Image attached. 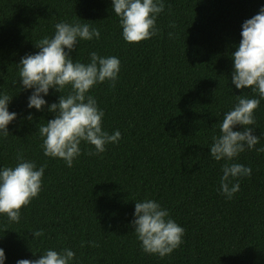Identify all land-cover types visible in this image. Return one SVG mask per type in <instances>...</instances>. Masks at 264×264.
Here are the masks:
<instances>
[{"label": "trees", "instance_id": "obj_1", "mask_svg": "<svg viewBox=\"0 0 264 264\" xmlns=\"http://www.w3.org/2000/svg\"><path fill=\"white\" fill-rule=\"evenodd\" d=\"M164 4L157 34L131 43L122 38L111 0H0V92L12 96L9 111L18 114L0 138V165L13 166L18 152L45 165L41 191L22 206L20 220L0 214L5 264L38 258L48 248L73 250L74 264H264V99L251 126L257 145L234 158L252 174L239 178L232 199L218 191L225 161L214 160L208 148L236 95H258L231 85V52L243 21L264 0ZM74 19L101 33L79 41L74 60L86 63L93 50L120 60L115 85L99 83L90 94L104 111L102 128L121 136L96 155L82 141L68 167L43 154L38 128L53 114L26 107L31 90L20 86L17 63L38 51L34 44L51 37L55 23ZM59 95L50 89L45 99ZM144 198L158 201L184 228L182 244L163 258L141 250L129 223L135 201ZM34 230L42 235L32 239Z\"/></svg>", "mask_w": 264, "mask_h": 264}, {"label": "clouds", "instance_id": "obj_2", "mask_svg": "<svg viewBox=\"0 0 264 264\" xmlns=\"http://www.w3.org/2000/svg\"><path fill=\"white\" fill-rule=\"evenodd\" d=\"M164 7V0H111L122 38L131 43L157 34L156 20ZM100 36L98 28L80 19L61 20L54 24L51 37L44 36L34 44L38 51L25 54L17 63L20 86L31 90L26 107L37 111L46 108L53 114L52 119L38 128L43 154L62 159L68 167L80 156L82 141L94 146L89 154L96 155L104 152L106 145L118 143L121 136L119 130L109 134L102 128L104 111L90 94V89L99 83L107 81L110 86L115 85L120 71L119 58L99 55L95 50L88 52L86 63L71 56L79 41H91ZM240 37L231 52V85L236 89L250 88L258 95H236V102L219 123V135H213L208 146L214 160L225 161L218 189L225 199H232L239 190V178L252 174L250 166L237 163L234 158L259 141L251 126L255 125L254 110L264 99V4L255 15L243 21ZM66 88L68 91L64 94ZM50 89L60 93L51 103L45 99ZM11 99L9 94L0 92V138L9 135L8 125L18 115L9 111ZM26 119H33L31 112ZM237 125L241 128L236 129ZM44 171L45 165L37 167L19 152L13 166L0 165V214L18 222L22 206H27L41 191ZM132 216L129 223L143 252L163 258L182 244L184 228L158 201L136 200ZM40 235V230H34L32 239ZM74 258L75 253L69 248L60 251L48 248L38 258L18 259L15 264H74ZM5 260L4 248L0 247V264H5Z\"/></svg>", "mask_w": 264, "mask_h": 264}]
</instances>
